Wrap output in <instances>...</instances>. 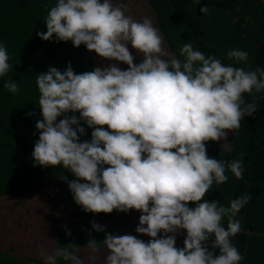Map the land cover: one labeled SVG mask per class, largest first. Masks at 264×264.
I'll return each mask as SVG.
<instances>
[{
	"label": "clouds",
	"instance_id": "clouds-1",
	"mask_svg": "<svg viewBox=\"0 0 264 264\" xmlns=\"http://www.w3.org/2000/svg\"><path fill=\"white\" fill-rule=\"evenodd\" d=\"M125 9L112 0H56L48 11L46 32H36L39 39L83 44L117 63L80 74L69 63L63 70L50 66L36 75L42 120L35 124L34 165L72 173L67 186L85 213L140 212L134 231L150 239L105 233V264H240L231 238L241 231L235 217L251 194L228 206L200 201L214 182L228 180L226 171L243 179V154L231 162L217 160L207 155L206 142L226 141L229 131L256 112L255 99L246 102L245 94L264 93V68L234 66L248 60L247 51H228L233 64L225 65L190 42L179 49V59L165 51L151 18L136 21ZM200 12L206 15L209 8ZM129 48L142 56L140 63H134ZM10 69L0 43V77ZM4 87L18 91L14 81ZM85 126L92 129L91 138L81 141ZM92 229L105 231L95 222ZM181 230L186 235L177 248ZM97 245L90 239L86 246L91 264ZM39 255L44 264H84L71 244H58L51 252L41 248Z\"/></svg>",
	"mask_w": 264,
	"mask_h": 264
},
{
	"label": "trees",
	"instance_id": "trees-1",
	"mask_svg": "<svg viewBox=\"0 0 264 264\" xmlns=\"http://www.w3.org/2000/svg\"><path fill=\"white\" fill-rule=\"evenodd\" d=\"M55 3L56 0H0V43L7 49L12 65L0 77V264H44L40 249L51 252L58 244L77 246L80 259L91 264L86 247L90 239L98 243L95 264H105L108 250L101 243L110 229L104 227V232H96L91 222L74 223L70 215L82 214L128 227L138 225L140 212L136 210L85 213L75 204L67 186L74 178L72 173L60 166L34 165L31 154L39 138L35 124L42 120L36 75L50 66L63 70L69 63L76 74L117 63L99 57L83 44L73 47L71 41L53 42L55 37L50 41L39 39L36 32H46L44 18ZM112 3L126 6L125 14L136 21L151 18L163 36L165 51L175 53L179 59H183L179 49L190 42L195 49L225 65L233 64L227 58L228 51H247L248 60L234 66L249 70L264 68V0H200L195 5L192 0H112ZM205 5L209 8L206 15L200 12ZM129 51L134 63L142 61L135 50ZM118 66L127 69L123 63ZM8 81L17 84L16 93L4 87ZM253 99L256 112L244 117L238 130L229 131L226 141L206 142L207 155L217 160L231 162L241 159L243 154V179L226 171L228 180L219 185L214 182L200 201L206 199L228 206L230 200L251 194L235 217L241 222V231L231 238L242 256L240 264H264V93L245 94L246 102ZM75 115L78 117L79 113ZM85 130L81 141L91 138L92 129L85 126ZM193 206L189 202V207ZM54 208L64 212L57 215L52 212ZM58 216L67 218L69 223L64 222L60 230L53 231L51 227L58 226L53 218ZM222 223L226 227V218ZM39 230L43 239L30 251L28 235ZM185 235L181 230L176 242L183 243ZM218 254L217 249L214 255ZM59 264L66 262L61 260Z\"/></svg>",
	"mask_w": 264,
	"mask_h": 264
},
{
	"label": "rangeland",
	"instance_id": "rangeland-1",
	"mask_svg": "<svg viewBox=\"0 0 264 264\" xmlns=\"http://www.w3.org/2000/svg\"><path fill=\"white\" fill-rule=\"evenodd\" d=\"M55 209V208H54ZM52 212H54L55 214H57V213H63L64 211L63 210H61V209H55L54 211H52ZM115 212V211H114ZM58 215V214H57ZM71 216V221H74V223H79V221H80V223L82 222H84V221H89V222H91V223H93V222H95V223H97V224H100V225H102V226H104V227H107V228H109L110 229V231H109V233H111V234H119V235H124V234H131V235H134V236H136L138 239H141V240H144V241H148L150 238L149 237H147L146 235H142V234H137L135 231H134V229H135V227L137 226V225H134L133 224V226H131V227H128V226H123V225H120V224H117V223H115V222H108V221H100V220H97V219H93L92 217H89V216H87V217H85V216H83L82 214H81V216H80V214H72V215H70ZM139 216H140V214H139ZM139 216H138V220H137V222H139ZM51 220V219H50ZM52 221V220H51ZM53 221H56V223L58 224V226H56V227H51V229L53 230V231H58V229L63 225V223L65 222V223H69V221H67V218H63V217H61V216H58V217H54L53 218ZM45 224H49V221H45ZM46 225V227H47V229L48 228H50V227H48ZM65 225V224H64ZM67 225V224H66ZM60 230V229H59ZM27 232V231H26ZM25 232V233H26ZM41 235H42V231L41 230H39L38 231V233H31V234H29L28 235V239H29V242H28V244H31V245H28V249L31 251V250H33L34 248H35V244H39L40 242H41V240L43 239L42 237H41ZM159 235V234H158ZM49 236V235H48ZM50 238V237H49ZM176 245H180V246H183V243H179V242H176Z\"/></svg>",
	"mask_w": 264,
	"mask_h": 264
}]
</instances>
